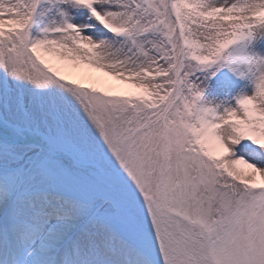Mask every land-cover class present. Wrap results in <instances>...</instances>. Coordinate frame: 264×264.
<instances>
[{"label": "snow or ice", "instance_id": "snow-or-ice-1", "mask_svg": "<svg viewBox=\"0 0 264 264\" xmlns=\"http://www.w3.org/2000/svg\"><path fill=\"white\" fill-rule=\"evenodd\" d=\"M0 264H264V0H0Z\"/></svg>", "mask_w": 264, "mask_h": 264}, {"label": "rangeland", "instance_id": "rangeland-1", "mask_svg": "<svg viewBox=\"0 0 264 264\" xmlns=\"http://www.w3.org/2000/svg\"><path fill=\"white\" fill-rule=\"evenodd\" d=\"M89 71H92L96 75L102 77L104 81H107L108 83L115 85L116 87L112 89L113 91H117V92L137 91L136 89H133L131 85L123 81L117 80L115 77L108 76L105 73L100 72L99 70L90 69Z\"/></svg>", "mask_w": 264, "mask_h": 264}]
</instances>
